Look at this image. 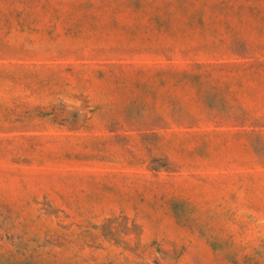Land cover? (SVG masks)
I'll use <instances>...</instances> for the list:
<instances>
[{"label": "rangeland", "instance_id": "obj_1", "mask_svg": "<svg viewBox=\"0 0 264 264\" xmlns=\"http://www.w3.org/2000/svg\"><path fill=\"white\" fill-rule=\"evenodd\" d=\"M0 264H264V0H0Z\"/></svg>", "mask_w": 264, "mask_h": 264}]
</instances>
